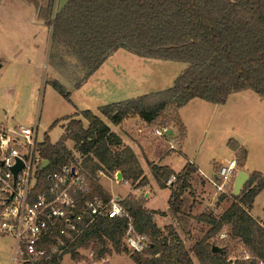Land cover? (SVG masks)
<instances>
[{"label": "trees", "instance_id": "trees-1", "mask_svg": "<svg viewBox=\"0 0 264 264\" xmlns=\"http://www.w3.org/2000/svg\"><path fill=\"white\" fill-rule=\"evenodd\" d=\"M25 1L33 6L36 20L49 28L47 65L72 83L75 90L120 48L144 59L185 65L168 89L104 105L99 108L101 116L83 110L54 122L52 127L60 121L67 124L57 143H50L47 137L42 141L41 156L49 166L40 171L36 193L47 190L48 174L69 165L87 183L86 197L110 199L97 184L98 172L108 177L119 173L121 181L145 185L135 153L127 146L119 148L121 139L101 117L113 126L136 118L153 124L172 109L175 116L170 117V122L180 125L182 140L184 129L178 110L192 99L223 105L230 95L249 90L264 101V0H67L57 10L56 0ZM49 83L71 103L70 92L59 81L53 79ZM78 115L80 118L76 119ZM67 142L72 143L73 150L67 148ZM232 150L235 153L240 150L241 157L236 163L243 168L246 150L236 143ZM147 167L159 188L169 187V213L174 217L183 215L184 196L192 193L190 180L197 167L188 161L177 173L148 162ZM172 176L173 185L167 186ZM263 189L264 176L251 173L220 219L200 216L198 220L211 225V229L190 250L172 226L160 229L153 222L155 215L165 213L148 211L144 201L136 202L128 196V200L120 203L131 218L134 231L148 236L150 241L143 254L149 257L133 254V260L138 264H194L195 258L199 264H230L224 255L213 253L208 243L209 237L230 224L235 228L233 238L253 257L264 258V217L259 221L249 214L254 199ZM127 223L125 217L97 219L71 244L68 252L76 258L77 249L92 246L99 260L111 254L109 246L120 253ZM62 258L45 256L33 264H61ZM254 263L252 260L250 264Z\"/></svg>", "mask_w": 264, "mask_h": 264}, {"label": "rangeland", "instance_id": "rangeland-1", "mask_svg": "<svg viewBox=\"0 0 264 264\" xmlns=\"http://www.w3.org/2000/svg\"><path fill=\"white\" fill-rule=\"evenodd\" d=\"M2 1L0 5V127H36L38 142H42L47 137L50 143L55 144L64 134L63 123L67 124L66 121H60L52 127L53 123L58 120L72 116L74 113L78 114L83 110H89L95 115L101 116L97 108L98 105L104 106L135 98L146 93L149 89L165 87L163 89L165 90L169 86L171 87V84H168L169 80L160 77L162 71L161 74L155 76L157 79L138 77V75L148 71L144 65V60L147 59L138 57L125 48H120L106 58L101 65L102 67L90 78L85 87L76 91L73 89L72 83L60 75H55V72L47 65L49 28L36 20L33 6L25 0ZM66 2L67 0H56L55 10L63 7ZM151 62L161 64V61L158 60ZM162 62L169 63L167 61ZM183 66H185L183 63L166 65L163 73L170 76L172 74L178 75L184 68ZM126 75H133L134 82L126 81L123 77ZM53 79L59 81L70 92L71 103L65 101L51 87L49 82ZM91 91L96 93L98 97H91ZM99 93H103L104 97H99ZM239 94H241L239 95L241 96L240 104L228 103L224 109H216L215 105L200 100L199 102L205 106V109H215H211L212 111L201 109L194 112L200 118L197 120L193 118L191 122L193 128L190 127L189 135L187 134L189 137L187 146L185 145L182 151L187 158L196 162L208 179H211L215 170L217 171L219 168L215 163L224 164L225 161L231 160L232 154L235 155L236 162L239 163L240 150H237L236 153L232 150L235 149V140L237 141L238 138L241 139L242 137L246 139L244 145L250 143L248 145L250 151L257 155L258 153L255 154L256 149L252 148H255L257 139L264 138V133L261 135V132H264L262 112L254 102L249 101L251 98H246L248 95L259 98L258 95L249 90ZM239 106L241 107L239 108ZM172 111V109H168L153 124H147L139 118L124 121L122 123L124 127L121 126L120 131L126 137V139L123 137L126 143L123 142L124 144L119 148L128 146L127 143L131 145L129 142L134 141V138H138V140L144 138L152 144L154 142V140L152 141L153 137L148 134H153V130L161 128L162 125L177 131L174 133H177L178 140L173 139V142H177L175 144L178 145L182 130H180L178 122V125L175 124L176 122H170V117L175 116ZM204 116H207V121H203ZM102 119L107 121L105 118ZM140 131L141 133H139ZM155 137L162 140V137ZM166 138L172 141V135H167ZM179 144L182 145L184 142ZM66 146L71 150L73 148L71 142H67ZM245 150L248 149L245 148ZM73 154L75 158L79 157L75 152ZM177 155L180 158L174 159L172 162L175 169L179 165L178 160L183 158L178 153ZM255 159L262 160L263 157L256 158L254 156ZM147 169L149 171V168ZM149 173L150 171L144 172L145 185L140 184L139 181L133 185L129 182H126L128 184L122 183L124 181L117 183L114 174L107 176V179L112 182L102 181V186L106 191L100 185L99 179L97 184L110 198L120 196V200L128 198L127 194L130 192V188L132 190L137 189L136 196H129L131 200L142 203L145 200L144 195L151 192L152 189ZM191 178L192 193L184 196V214L174 217L167 210L164 216L155 217V224L160 225V229L172 226L176 230L187 250H190L197 241L207 236L211 229L208 224L198 220L200 216L205 215L215 220L220 219L232 204V196H235L233 194V181L227 183L220 191L216 186L219 182L214 185L211 181L204 180L198 171ZM167 188L169 189V187ZM168 189H154L155 194L149 199L146 207L160 211L165 210L168 206ZM242 189L243 187L239 194ZM262 208H264V193L258 196L253 203V216H260ZM238 243L237 240H233L226 244L233 256H238ZM109 249H111V254L99 260L96 259L95 252L97 250L90 246L80 251L76 258L69 255L63 256L61 264H89L91 261L88 259V255L91 251L94 253L91 260L99 264H138L133 260V254L125 247L123 235L121 252L116 253L110 246ZM12 250V240L0 237V260L7 259V256H10L14 251ZM143 254L140 257L144 259L149 257ZM193 262L199 264L195 258H193Z\"/></svg>", "mask_w": 264, "mask_h": 264}, {"label": "built area", "instance_id": "built-area-1", "mask_svg": "<svg viewBox=\"0 0 264 264\" xmlns=\"http://www.w3.org/2000/svg\"><path fill=\"white\" fill-rule=\"evenodd\" d=\"M168 132L170 128L167 126L153 130L158 137H166ZM36 135V127H0V234L14 241L11 264H33L50 255L71 256L68 252L71 244L100 218H127L123 243L132 254H143L150 244L149 238L134 231L131 218L120 200L86 197L87 183L73 166H62L48 174L47 190L35 192L40 171L45 169L41 168L44 161L40 152L42 142L37 141ZM236 174V160H227L219 165L216 180L209 181L214 185L219 182L216 186L221 191ZM174 180L172 176L166 185H173ZM234 234V225L223 226L215 236L208 238L210 250L215 249L213 253L224 255L230 264L236 261L250 264L252 260L254 264H264V258L253 257L241 242L233 238ZM233 240L239 242L238 256H233L226 245ZM81 249L76 253L80 254ZM93 254L91 251L88 255L89 264H99L91 260Z\"/></svg>", "mask_w": 264, "mask_h": 264}, {"label": "crops", "instance_id": "crops-1", "mask_svg": "<svg viewBox=\"0 0 264 264\" xmlns=\"http://www.w3.org/2000/svg\"><path fill=\"white\" fill-rule=\"evenodd\" d=\"M24 1V0H23ZM3 1L2 0H0V5H1V3H2ZM111 55H113V53L111 54ZM47 61V60H46ZM145 62H144V65H145V67L147 68V70L148 71H146L145 73H143V74H140V75H138V77H142V78H145V77H147V78H151V80H152V78H154V79H157L155 76L156 75H159V74H161V71H162V74L160 75V77L161 78H164L165 80H169V83L168 84H171V87H172V85H173V82H174V80H175V78L178 76V75H174V74H172L171 76L169 75V74H165V73H163V69H164V67H166V65H174V64H176V62H170V61H167V62H169V63H167V64H165L166 62H162L161 61V64L160 63H158V62H156V63H154V62H151V61H154V59H147V60H144ZM157 61V60H156ZM158 61H160V60H158ZM103 65V64H102ZM180 65H182V64H180ZM102 66H100V68H101ZM172 67H174V66H172ZM184 68H185V66H183ZM99 68V69H100ZM183 68V69H184ZM98 69V70H99ZM182 69V70H183ZM97 70V71H98ZM181 70V71H182ZM96 71V72H97ZM180 71V72H181ZM95 72V73H96ZM179 72V73H180ZM94 73V74H95ZM94 74H92L83 84H82V86L79 88V89H77L78 91L79 90H81L83 87H85L87 84H88V81L90 80V78L94 75ZM55 75H58V74H56L55 73ZM135 75V74H134ZM133 76V75H132ZM132 76H128V75H126V76H123V77H125L124 79L126 80V81H130V82H134V77H132ZM141 84H143V83H141ZM165 87H163V88H161V89H149V90H147L146 91V93H144V94H147V93H151V92H157V91H161V90H163ZM167 88V87H166ZM169 88H170V86H169ZM76 90V91H77ZM104 93V92H103ZM102 93V94H103ZM240 93V92H239ZM239 93H235V94H232V95H230L229 97H228V99L226 100V102L223 104V105H215V108L217 109H224V107L228 104V103H234V104H240V97L241 96H239V95H241V94H239ZM90 94H91V97H96L97 96V94L96 93H94L93 91H91L90 92ZM102 94H98L99 95V97H104ZM144 94H142V95H144ZM138 96H141V95H138ZM98 97V96H97ZM137 97V96H136ZM259 97V96H258ZM247 99H249V98H251V99H249V101L251 100L252 102H254L255 104H256V106H257V108L258 109H260L261 110V112H262V117H263V122H264V101L259 97V98H254V96H252V97H250V95H248L247 97H246ZM123 101V100H122ZM196 101H198V102H196ZM200 100L199 99H192L191 101H189L186 105H184L183 107H181L179 110H178V118H179V121H180V124L182 125V127H183V129H184V137H183V139L182 140H180L179 141V143H183L184 142V144H179L178 143V145L177 144H175V143H177V142H173L174 140L173 139H175V140H178L177 139V133H174V132H177L175 129H171L170 130V132H171V134L170 135H172V141L171 140H169V139H167L166 137H162V140L161 139H159V138H156L155 137V135L154 134H152V133H150V134H148L150 137H153L152 138V141L154 140V142L151 144L150 142H148V140L147 139H144V138H142V139H140V140H138V138H134V141H130L129 143H131V145L130 144H128L127 143V147H129L134 153H135V155H136V157H137V160H138V162L140 163V165H141V167H142V169H143V171L145 172V173H148L149 171H148V167H146L147 166V162H149V163H152V164H154V165H157V166H166V167H168V168H170L172 171H174L175 173H177V172H179L184 166H185V164H186V162L188 161V162H190L191 164H193L195 167H197V169H198V174H200V176L205 180H209L208 178H206V176H205V174L201 171V169L199 168V166L196 164V162L195 161H193V160H191V159H189V158H187L186 157V155H184V153H183V151H182V149L184 148V146L186 145L187 146V142H188V139H189V137H187V134L189 135V130H190V127H192L193 128V125H191V122H192V120H193V118H195L196 120L197 119H199L198 118V115H196L197 113H194V112H198V110H201V109H205V106H203V104H201L200 102H199ZM202 101V100H201ZM120 102V101H119ZM113 103H116V102H113ZM200 103V104H199ZM207 103V102H206ZM109 104H111V103H109ZM210 104V103H209ZM213 105V104H212ZM100 107H102V105H98L97 106V108H98V110H99V108ZM241 106H239V108H240ZM215 108H207V109H205L206 111H210L211 109H215ZM212 111V110H211ZM74 114H76V113H74ZM213 114V113H212ZM209 116V115H208ZM80 117L79 116H76V119H79ZM103 118V117H102ZM103 121H104V119H102ZM204 120H206L207 121V116H204V118H203V121ZM202 121V122H203ZM108 126H109V128H110V130H111V132H113V133H115L120 139H121V141H122V145L124 144L123 142H125L126 143V141H125V139H126V137L124 136V134H121V131H120V127L122 126V127H124L123 126V124H121L120 126H113V125H111L108 121H104ZM66 125V123L64 122L63 123V129H64V126ZM86 125V124H85ZM139 133H141V131L139 132ZM264 132H261V135L263 134ZM173 134H175L174 136H173ZM123 137H125V139L123 138ZM161 138V137H160ZM185 139V140H184ZM247 140L246 139H244L243 137L240 139V138H238L237 139V141L235 140L234 142L240 147V148H243V149H245V148H247L248 150H246V160H245V163H244V166H243V168H239L238 166H237V174H238V172H240V171H238V170H241V171H244V172H246L247 174H248V176L251 174V173H253V172H258V173H260V174H262L263 176H264V138L262 137L260 140L259 139H257V141H256V145H255V148H252V149H256V152H255V154L256 153H258L257 155H254V154H252V151H250V148L248 147V145L250 144V143H247L246 145H244L245 144V142H246ZM137 142V143H136ZM186 143V144H185ZM170 146H172L173 147V149L172 150H170ZM69 149V148H68ZM71 150V149H70ZM72 150H73V148H72ZM74 152V151H73ZM177 153L180 155V156H182L183 158H182V160H178V169L176 168H174V166H173V160L174 159H178V158H180L178 155H177ZM76 154V153H75ZM235 154V153H234ZM78 155V154H77ZM254 156H256V158L257 157H263V159L262 160H259V159H255L254 160ZM231 159H235L236 160V158H235V155H233L232 154V156H231ZM147 161V162H146ZM146 164V165H145ZM218 167H219V165L220 164H217V163H215ZM216 170H215V172H214V174L212 175V177H211V179H214V180H216ZM101 174L100 175H98V179L100 180L99 181V183H100V185L102 186V181L103 180H108V181H111L110 179H107L108 177L107 176H105L102 172H100ZM116 174L117 173H114V175H115V179L117 180V183H121V180H118L117 178H116ZM237 174H236V176H237ZM235 176V177H236ZM192 179V178H191ZM235 179V178H234ZM234 179H233V182H234ZM149 181H150V187L152 188L151 189V192H149V193H146L145 195H144V202H145V209L146 210H148V211H156V212H163V213H165V212H167V210H168V206H167V208L165 209V210H163V211H160V210H155V209H151V208H147L146 207V204L149 202V199L152 197V195L153 194H155V191H154V189H157V190H166V189H168V188H164V189H161V188H159L158 187V185H157V183L155 182V180H154V178L152 177V175H150V173H149ZM112 182V181H111ZM116 183V182H115ZM122 183H124V184H128V183H126V182H122ZM102 188H103V186H102ZM104 189V188H103ZM105 190V189H104ZM169 190V189H168ZM106 191V190H105ZM138 190L136 189V190H132L131 188H130V192L127 194L128 196L129 195H133V196H136V192H137ZM264 193V189L256 196V198L258 197V196H260L261 194H263ZM126 196V195H125ZM124 196V197H125ZM169 196H170V190H169ZM115 198H118L119 200H120V196H116ZM256 198L254 199V202H255V200H256ZM169 199V198H168ZM121 201V200H120ZM253 202V203H254ZM252 211H253V205H252V208H251V210L249 211V214L251 215V217L253 218V219H255V220H259L260 219V221L263 219V217H264V208H262V213L260 214V216H253V214H252ZM156 216H158V215H155L154 217H153V222L155 223V217ZM205 223V222H204ZM207 224V223H206ZM209 225V224H208ZM210 226V228H211V225H209ZM158 228H160V225L158 226ZM0 237L1 238H6V239H10V240H12V242H13V250H14V241H13V239L11 238V237H9V236H4V235H1L0 234ZM12 250V251H13ZM82 250H85L84 248L83 249H81V251ZM12 255H13V252L10 254V256H7V259H4V260H0V264H8V262H9V264H11L10 262H12V260H11V257H12ZM13 258V257H12Z\"/></svg>", "mask_w": 264, "mask_h": 264}, {"label": "water", "instance_id": "water-1", "mask_svg": "<svg viewBox=\"0 0 264 264\" xmlns=\"http://www.w3.org/2000/svg\"><path fill=\"white\" fill-rule=\"evenodd\" d=\"M170 134H171V132H168V135H170ZM48 165H49V162L47 160H44L41 168H46V166H48ZM19 167H20V164L17 167H15L14 170L16 171ZM248 177L249 176H248V174L246 172H244V171L238 172V174L235 177L234 182H233V194L234 195H238L239 194L241 188L243 187L245 182L248 180ZM116 178L118 180H121V177H120L119 173L116 174ZM212 251L216 252L215 249H213Z\"/></svg>", "mask_w": 264, "mask_h": 264}]
</instances>
